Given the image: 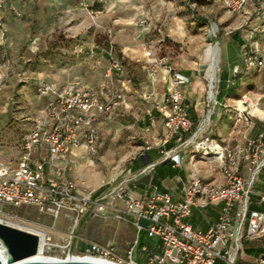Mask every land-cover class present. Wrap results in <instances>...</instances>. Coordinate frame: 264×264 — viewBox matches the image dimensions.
I'll use <instances>...</instances> for the list:
<instances>
[{"label": "rangeland", "instance_id": "rangeland-1", "mask_svg": "<svg viewBox=\"0 0 264 264\" xmlns=\"http://www.w3.org/2000/svg\"><path fill=\"white\" fill-rule=\"evenodd\" d=\"M8 1L0 20V161L16 164L21 155V140L45 110L46 100L37 94L36 84L42 81L51 86H57L55 82L75 83L81 88L121 91L127 98V106L115 112L111 119L100 118L97 143L94 147L81 149L71 162V175L81 190L93 194L133 176L128 174V167L153 144L147 132L152 124L145 122L143 117L156 111L153 120L160 115L163 120L168 93L163 83L157 85L145 61L131 60L144 58L133 45L143 42L140 30L144 27L140 22L146 20L148 23L151 19L158 29L152 27L144 45L154 47L158 56L166 57L174 73H211L213 60L207 56L210 52L214 55L212 48L219 43L221 60L216 73L217 87L230 108L221 112L219 120L208 124L195 140L191 138L199 122L193 119L192 130L183 134L182 141L173 137L180 146L191 140L188 146L184 145L188 164L200 162L205 180L218 184L217 180L223 177L221 164L208 162L203 158L202 149L197 147L210 138L222 147L234 150L241 162L240 173L248 174L244 155L247 140L264 134V75L252 71L238 80L235 87L227 86L222 80L223 74L242 63L241 46L254 42L256 39H251L254 33L264 34V17L261 19L255 4L244 14L232 15L221 0L195 3L193 0H92L88 9L80 7L79 0ZM107 8H111V17L101 24V12H106ZM126 32L130 41L121 35ZM123 49L131 59L123 54ZM114 61L121 64L122 70L111 71L109 75ZM208 81L206 87L203 86L205 94L201 106L206 101ZM50 97L54 99L52 94ZM244 97L249 101L244 108L253 120L250 126L237 118V108H241L240 101ZM194 112L196 110L192 108L190 116H194ZM254 193H259L255 197L264 204V171L251 187V198ZM260 209L264 211V206ZM0 217L12 224L38 230L53 226L55 231L66 233L64 240L71 236L75 226V219L66 212L53 220L33 207L5 210ZM92 218L80 229V234H74L70 252L59 248L46 250V254L66 259L70 254L84 255L85 245L79 246V242L108 244L113 241L118 243L121 252L127 241L135 238L131 226L123 227L127 222L132 225L128 215L121 219ZM54 241L63 243L59 235H54ZM143 242L151 244L144 238ZM218 264L224 263L218 261Z\"/></svg>", "mask_w": 264, "mask_h": 264}, {"label": "built area", "instance_id": "built-area-1", "mask_svg": "<svg viewBox=\"0 0 264 264\" xmlns=\"http://www.w3.org/2000/svg\"><path fill=\"white\" fill-rule=\"evenodd\" d=\"M263 1L221 0L232 15L244 14L250 5L255 4V10H258L261 18L264 17ZM4 5L5 0H0V10ZM146 24V20L140 22L141 27L145 28ZM213 34L216 36V32ZM256 34L257 32L254 33V39ZM260 43L256 39L253 44L241 46L242 64L232 68V76L252 71L264 75V38ZM146 58L152 59L153 64L159 63V60L153 58L151 51H146ZM121 70V64L114 61L109 75L111 71ZM173 80V87L165 99L168 106L165 127L172 138L177 136L181 140L183 134L190 132L194 125L188 106L184 103L185 93L182 88L190 79L175 73ZM217 83L215 74L214 82L210 79L208 81L207 113L193 134L192 141L199 133H203L214 117H221L222 114H218L216 108L223 111L230 108L225 100L219 98ZM1 86L0 75V90ZM36 90L46 100L45 110L35 120L32 130L21 140V155L16 164L0 161V214L9 209L33 207L56 220L63 211L73 213L75 226L67 240H64L63 234L53 229L40 230L44 233L46 250L60 248L70 252L74 245L76 227L81 220L88 215L105 216L107 213H112L118 219L124 215L130 216L136 231L135 239L127 247L124 257L119 256L114 247L98 242L87 243L83 254L120 264H140L135 258L138 249L145 254L144 264H218V261L238 264L242 239L255 238L264 233V212L250 210L251 187L264 171V134L260 138L247 140L244 155L249 172L246 176L239 173L240 164L234 150L223 147L220 158H216L217 149L207 148L204 151L200 148L203 158L208 162L221 164L225 182L223 185H216L195 177L182 188L181 200H175L171 194L161 193L157 189L148 197L135 198L129 194L127 180L93 194L81 190L69 176L70 160L67 154L69 150L75 151L82 146H95L100 118L111 119L124 105L123 92L111 91L102 96L92 88H80L75 84L51 86L45 81L36 84ZM248 102L246 97L240 101L241 108H237V118L250 126L253 120L244 108ZM190 141H186L185 145L188 146ZM167 142L168 140L164 141ZM201 143L210 145L213 141L206 138ZM151 149L148 146L140 157ZM163 155L160 163L171 160L175 168L182 166L179 153L166 151ZM158 164L149 163L140 172V176L152 174ZM199 201L205 205H221L218 221L207 231L196 230L186 222ZM142 233L150 239L160 241V252H156V249L150 251L147 246L141 245ZM54 235H59L63 243L55 242ZM258 264H264V255Z\"/></svg>", "mask_w": 264, "mask_h": 264}, {"label": "crops", "instance_id": "crops-1", "mask_svg": "<svg viewBox=\"0 0 264 264\" xmlns=\"http://www.w3.org/2000/svg\"><path fill=\"white\" fill-rule=\"evenodd\" d=\"M90 1H92V0H79L78 2L80 4V7L83 6L85 9H88V7L91 5ZM8 4H9V1L5 0V5L0 10V20L2 18V16H1L2 12L4 11L5 7ZM105 11L106 12H104V13L101 12V14L103 15V17L101 18V24H103L106 19L111 17V8H107V9H105ZM115 25L119 26L120 24H115ZM154 25H155L154 21L149 19L148 23L146 24V27L144 29L140 30V34H141V38L143 39V42L140 44H137V45H133V46H136L137 48H139L138 50L141 53H143V51H145V50L151 51L153 53V58L159 60V63L153 64L152 63L153 60L149 59V58H145V59L144 58H142V59L136 58V59H131V60L136 61V62L137 61L139 62L141 60L145 61L146 66L150 68L151 72H153L157 85L159 86L160 84L163 83V85L167 87V91L169 93V91L171 90V86L173 87V81H174L173 77L175 74L174 70L171 68V66H169V63H168L166 57L158 56V52L156 51V49L154 47H152V46L146 47L144 45V42H145L144 40H146L147 38H150L149 34L152 31V27H155ZM156 29H158V27ZM121 35H123L124 38L125 39L127 38L129 41L131 40L130 37L126 36L127 32L122 33ZM251 35H252V33H251ZM256 35L257 36L255 37V39L260 41L262 44L264 34L262 33V35H261V34L257 33ZM123 36H120V37L122 38ZM249 37H251V36L249 35ZM251 39L253 40L254 38H251ZM253 43L254 42L252 41L251 44H253ZM122 52H123V50H122ZM123 54H124V52H123ZM241 55L242 54L240 53V58H241V59L239 58L240 60H242ZM207 57L209 59L211 58V61L213 60V58H212L213 56H212L211 52L208 53ZM211 73L206 72L204 74H201V72H200L199 74H195L194 72H187V71L183 72V73H178V74L184 75L190 79V82L188 84L182 86V88H183L184 93H185L184 103L186 104V106H188V111H190V110L192 111V108L196 110V112H194V116L193 115L190 116V114H189L191 120L193 119L194 122L200 123L201 120L203 119V117L205 116V110L207 111L206 101H203L204 106H201V105H202L203 93L205 94V90L203 92V86L208 80L207 75H208V78L210 79V76L212 75ZM230 74H231V72H228L227 78L230 76ZM224 75L225 74H223V77H224ZM55 84L58 87H62V86H66L69 84H75V83L58 84L55 82ZM205 87H206V84H205ZM85 88H92V89L98 91L102 96H105V94L108 93L106 88L105 89L104 88H93V87H85ZM125 106H127L126 96H125L124 105L121 108H119L116 112L120 111ZM165 106H166L165 118L163 120H160L161 115L155 117V119L153 120V115H157L156 111L155 112L153 111L151 113L149 112L147 115H145L143 117V120L145 122L148 121L152 124V126L148 127L147 132L150 133V134H148V138L150 139L151 142H153V144L151 146L152 149L149 152H147L149 158H147L146 155L143 157L139 156V158H137L131 164V166L128 167V174L130 176L131 175H133V176L126 179L128 181L127 182V188H128L129 194L135 198L148 197L153 193V191L155 189H157L161 193L171 194L175 200H181L182 199V188L185 185H187V183L188 184L191 183V181L195 177L200 178V179L204 180L205 182L210 183L208 180H205L206 178L204 177V173L201 172V170L202 169L204 170V168L200 167V165H199L200 162L194 163V161H192V163L188 164V159H185V157H186V154L184 152L186 149L184 146L185 143L182 144L181 146L178 145L177 139L172 138V136H170L168 134V131L165 127V120H166V117L168 115V106H167V104ZM216 112L218 114H220L221 112H223V110L220 108H216ZM218 120H219V118L216 116L212 119V122H216ZM199 123H198V126H199ZM183 138H184V136H183ZM182 139L180 141H182ZM165 140H168V142L164 143ZM82 148H85V147L84 146L79 147L75 151L69 150V152L67 154V158L70 160L69 176L73 180H75V178H73V176L71 175V162L78 156V154L80 153ZM166 151H174L176 153H179L180 157L182 159V166L179 168H175L174 163L171 160L160 163L164 157L163 153ZM149 159H150V163H156V162L159 163L158 166L156 167V169L154 170V172L152 174H150L148 176H140V172L149 164ZM238 161H239V164L241 167V162H240L239 158H238ZM92 165H94V163H92ZM173 171H175V172H173ZM240 171H241V168H239V173H240ZM240 174L244 175V176L247 175L245 173H240ZM224 182H225V179H224V177H222L219 180H217L216 183H218L217 185H223ZM129 183H130V187H128ZM257 195H259V193H254L253 194L254 198H251V209L255 210V211L264 212L263 210L260 209L264 206V204H263V202L257 201V198L255 197ZM220 211H221V205L220 204L205 205V204H203L202 201H199V204L193 208L192 214L189 218L186 219V222L189 223L190 225H192V227L196 230L207 231L211 226H213L218 221ZM63 212L68 213L69 216H72L74 218L73 213L68 212V211H63ZM61 214H60V216H61ZM104 217L110 218V217H113V215H112V213H107V215H105ZM90 219H93L92 216L88 215V216L84 217L81 220V222L79 223V227L76 229L75 234H77V232H78V234H80V229L88 221H90ZM131 220H132V218H131ZM126 225L131 226L135 231V228L133 227V225H131L130 223L127 222V223H124L123 227L125 228ZM53 228L54 227L52 226V228H49V229H53ZM55 232L66 235V233H63L60 231H55ZM142 235H143L144 241H148V242L150 241L151 242V244H150L151 246L148 243L143 242ZM262 235H264V233ZM262 235L257 236L255 238L245 237L242 239L241 249L238 253V264H258L259 259L264 255V236H262ZM135 237H136V231H135ZM78 238H79V235H78ZM131 242L127 241V246L121 252H120V249L118 248L119 246H118L117 242L113 241V242H110V243L104 244V245L114 247V249L116 250L118 255L124 257L126 249ZM140 242L143 244H148L151 247V249H156L157 250L156 252H158L159 251L158 248L161 247V243L159 240H157L155 238L150 239L146 236L145 233L141 234ZM82 245L86 246L87 243L84 244L82 242H79V246H82ZM135 258L140 264H144L145 254H143V252L140 249H138Z\"/></svg>", "mask_w": 264, "mask_h": 264}, {"label": "water", "instance_id": "water-1", "mask_svg": "<svg viewBox=\"0 0 264 264\" xmlns=\"http://www.w3.org/2000/svg\"><path fill=\"white\" fill-rule=\"evenodd\" d=\"M148 157V154H146ZM150 163V159H149ZM0 240L5 246L6 258L0 264H104L97 261L67 259L62 261L34 260L40 249L37 235L0 223Z\"/></svg>", "mask_w": 264, "mask_h": 264}, {"label": "bare ground", "instance_id": "bare-ground-1", "mask_svg": "<svg viewBox=\"0 0 264 264\" xmlns=\"http://www.w3.org/2000/svg\"><path fill=\"white\" fill-rule=\"evenodd\" d=\"M214 31H217L216 27H214ZM125 49H123L124 54H125ZM135 49L137 50L139 48L136 47ZM219 55H220V49L218 47H216L214 49V55H213L214 57H213L212 65H211L212 75L210 76V80H211L212 83L215 80V74L217 73V70H218V67H219L218 66L219 61H220ZM125 56H126V54H125ZM143 56H144V59H145L146 58V50L143 51ZM126 57H128V56H126ZM128 58H130V57H128ZM197 147L198 148H203L204 151H206L207 148H210L212 150H216L217 149L218 153L215 156L216 158H220L221 152H222V149H223V147L221 145H219L218 143H216V142H213L210 145L205 144V143H200V144L197 145ZM0 223L8 225V226H11V227H14V228H17V229H20V230H23V231H27V232L33 233V234H35V235H37L39 237V239H40V249H39V253L37 254V256L33 257L34 260L62 261V260H67L68 259V258L64 259V258H61V257H51V256L46 254L45 243H44V240H43L44 233L42 231H40L38 229H35L33 227H25V226H22V225L12 224V223L2 219L1 217H0ZM70 233L71 232H69V234ZM67 237H68V235H67ZM5 249H6L5 246L3 245L2 241L0 240V258L1 259H5L6 258ZM69 256H68L69 259L90 260V261H97V262L104 263V264H120L118 262H113L111 260L101 259V258H97V257H91V256H87V255H72V254H70Z\"/></svg>", "mask_w": 264, "mask_h": 264}, {"label": "trees", "instance_id": "trees-1", "mask_svg": "<svg viewBox=\"0 0 264 264\" xmlns=\"http://www.w3.org/2000/svg\"><path fill=\"white\" fill-rule=\"evenodd\" d=\"M194 1V3L195 2H198V1H200V0H193ZM260 18V17H259ZM262 19V18H261ZM251 73V72H250ZM249 74V73H248ZM245 75H247V74H241V75H239V76H236V77H234V76H232V74H230V76L227 78V74H225L224 75V78H223V82L224 83H226L227 84V86H229V87H235V85H236V83H237V81L238 80H240L243 76H245ZM220 88V87H219ZM219 98L221 99V100H225L222 96H221V92L219 91ZM250 210H252L251 209V204H250ZM141 243V242H140ZM141 245H145V246H147L149 249H150V251H153V250H155V249H151V247L148 245V244H143V243H141ZM155 251H157V250H155Z\"/></svg>", "mask_w": 264, "mask_h": 264}]
</instances>
